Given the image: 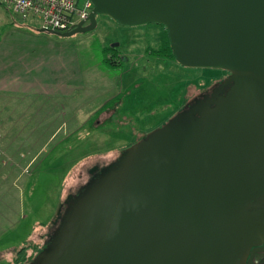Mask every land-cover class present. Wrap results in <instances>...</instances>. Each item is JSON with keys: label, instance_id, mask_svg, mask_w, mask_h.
Listing matches in <instances>:
<instances>
[{"label": "water", "instance_id": "95a60500", "mask_svg": "<svg viewBox=\"0 0 264 264\" xmlns=\"http://www.w3.org/2000/svg\"><path fill=\"white\" fill-rule=\"evenodd\" d=\"M90 1L88 24L37 31L161 24L177 64L228 76L121 150L30 264H243L264 241V0Z\"/></svg>", "mask_w": 264, "mask_h": 264}, {"label": "rangeland", "instance_id": "374dc122", "mask_svg": "<svg viewBox=\"0 0 264 264\" xmlns=\"http://www.w3.org/2000/svg\"><path fill=\"white\" fill-rule=\"evenodd\" d=\"M96 20L86 33L39 36L80 75L81 89L72 97L0 94V264H30L92 167L114 161L224 73L154 57L168 41L161 24ZM111 45L115 51H104ZM106 53L121 61L100 64Z\"/></svg>", "mask_w": 264, "mask_h": 264}, {"label": "crops", "instance_id": "0c3cea01", "mask_svg": "<svg viewBox=\"0 0 264 264\" xmlns=\"http://www.w3.org/2000/svg\"><path fill=\"white\" fill-rule=\"evenodd\" d=\"M4 10L0 7V94L68 98L77 93L81 89L80 75H72L66 59L40 44L39 36L44 32L18 23L11 15L9 20Z\"/></svg>", "mask_w": 264, "mask_h": 264}, {"label": "built area", "instance_id": "2783aa9c", "mask_svg": "<svg viewBox=\"0 0 264 264\" xmlns=\"http://www.w3.org/2000/svg\"><path fill=\"white\" fill-rule=\"evenodd\" d=\"M2 6L18 23L37 29L67 32L78 23L88 24L93 9L90 0H0Z\"/></svg>", "mask_w": 264, "mask_h": 264}, {"label": "flooded vegetation", "instance_id": "af4514ba", "mask_svg": "<svg viewBox=\"0 0 264 264\" xmlns=\"http://www.w3.org/2000/svg\"><path fill=\"white\" fill-rule=\"evenodd\" d=\"M227 76H228V73L224 71L223 75H221L219 78H217L215 81H213L210 84V86L203 93H200L199 95H197V97L189 100L186 103L184 102L182 104V106L180 107V109H178V111L183 109L185 106H189L190 104L194 103L196 100L202 98V96L205 94L208 96H211L213 89L217 88L219 86V84L223 81V79H225ZM226 90L227 89L224 88L220 94H224ZM144 136H145V134H144ZM117 160H118V157L114 161L110 162L109 164H107L105 166L92 167L88 171L89 177H88L86 183L83 184L82 186H80L75 194L71 193L67 196L66 200L64 201V204L66 206L65 211H64L62 217L60 218L59 226L54 231L53 236L50 238L49 242L59 232L60 225L63 222V219L65 218L67 212L70 210L71 205L73 204L75 198L80 193H82L89 185L96 182L104 172L112 170L115 167ZM243 264H264V241L260 245H253L250 247V249L248 250L246 258L243 261Z\"/></svg>", "mask_w": 264, "mask_h": 264}, {"label": "trees", "instance_id": "16d2710c", "mask_svg": "<svg viewBox=\"0 0 264 264\" xmlns=\"http://www.w3.org/2000/svg\"><path fill=\"white\" fill-rule=\"evenodd\" d=\"M167 32V31H166ZM160 48V47H159ZM106 50H110V51H115L116 49H114L113 47H110L109 49H106V48H104V51H106ZM110 53V52H109ZM109 53H106V55H103L102 57H101V59H100V64H105V65H112V66H115L117 63H113L114 62V60H115V62L116 61H121L118 57H116L117 56V54H112V55H110ZM152 54H153V56L154 57H158V56H164V57H166L167 59H169V60H174V56H173V54H172V52H171V48H170V46H169V38H168V41H167V45H166V47H163V48H161V49H159L158 51H156V52H152ZM151 54V55H152ZM118 65V64H117ZM105 67H107V66H105Z\"/></svg>", "mask_w": 264, "mask_h": 264}]
</instances>
